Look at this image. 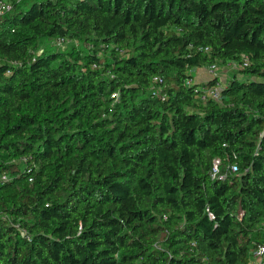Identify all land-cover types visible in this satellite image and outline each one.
Returning <instances> with one entry per match:
<instances>
[{"label":"trees","instance_id":"1","mask_svg":"<svg viewBox=\"0 0 264 264\" xmlns=\"http://www.w3.org/2000/svg\"><path fill=\"white\" fill-rule=\"evenodd\" d=\"M0 2V264H251L264 0Z\"/></svg>","mask_w":264,"mask_h":264},{"label":"built area","instance_id":"2","mask_svg":"<svg viewBox=\"0 0 264 264\" xmlns=\"http://www.w3.org/2000/svg\"><path fill=\"white\" fill-rule=\"evenodd\" d=\"M12 9V5L8 2H0V16L10 12ZM65 44L63 40L58 42V47H61ZM244 67L248 66V61H244ZM211 76L212 80L219 79L220 81V76H219V67L217 65L210 66L208 69H206ZM154 82H161L160 79L155 78ZM191 84L192 81H189ZM193 84V83H192ZM222 91H223V86L220 83H217L216 85L210 86L208 88H205L202 90L201 94V101L202 102H207V101H215L218 103H221L222 100ZM220 165L221 161L220 160H215L213 162V168H212V177L213 179H216L220 177ZM230 173L236 174L238 173V167L237 165H234L230 169ZM222 178V177H221ZM3 180H6V177L3 178ZM30 182H32V179H30ZM251 264H264V236H263V241L260 242L255 246V248L251 252Z\"/></svg>","mask_w":264,"mask_h":264},{"label":"rangeland","instance_id":"3","mask_svg":"<svg viewBox=\"0 0 264 264\" xmlns=\"http://www.w3.org/2000/svg\"><path fill=\"white\" fill-rule=\"evenodd\" d=\"M21 1L23 0H18V2H21ZM68 44H66V46H68ZM74 45L77 48L83 49L84 51H87V52L91 50L89 46L82 45L81 43H74ZM218 72H219V76L222 81L223 87H225L229 83V81L233 78V75L238 72V68L233 65L220 66ZM201 77L204 80H207V81L209 80L208 76L205 75L204 73H202Z\"/></svg>","mask_w":264,"mask_h":264},{"label":"crops","instance_id":"4","mask_svg":"<svg viewBox=\"0 0 264 264\" xmlns=\"http://www.w3.org/2000/svg\"><path fill=\"white\" fill-rule=\"evenodd\" d=\"M202 73H204L205 75L208 76L209 80L208 81H211V76L209 75L208 71L205 69V68H202V69H197L194 71L193 73V77H194V82L196 84H202V83H205L207 82V80H204L201 75Z\"/></svg>","mask_w":264,"mask_h":264}]
</instances>
